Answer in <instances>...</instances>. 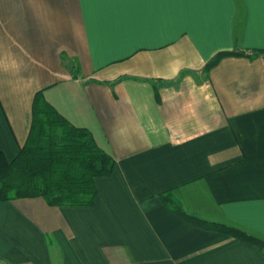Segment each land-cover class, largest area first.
Wrapping results in <instances>:
<instances>
[{
    "label": "crops",
    "instance_id": "1",
    "mask_svg": "<svg viewBox=\"0 0 264 264\" xmlns=\"http://www.w3.org/2000/svg\"><path fill=\"white\" fill-rule=\"evenodd\" d=\"M242 50L248 55H224ZM264 0H0V152L34 94L113 158L91 205L0 199V264H264Z\"/></svg>",
    "mask_w": 264,
    "mask_h": 264
},
{
    "label": "trees",
    "instance_id": "2",
    "mask_svg": "<svg viewBox=\"0 0 264 264\" xmlns=\"http://www.w3.org/2000/svg\"><path fill=\"white\" fill-rule=\"evenodd\" d=\"M253 53L264 54V50ZM251 54L237 49L220 51L206 67L224 55ZM113 162L87 128L70 123L39 90L32 98L28 134L18 153L8 160L0 152V199L41 196L50 205H91L96 193L95 177L111 173ZM170 194L162 193L160 198L181 217L252 242L264 253V239L239 227L188 214Z\"/></svg>",
    "mask_w": 264,
    "mask_h": 264
}]
</instances>
